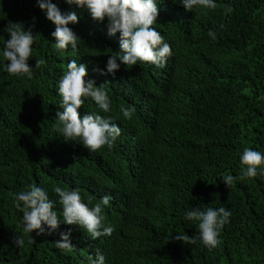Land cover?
Masks as SVG:
<instances>
[{
	"label": "trees",
	"instance_id": "1",
	"mask_svg": "<svg viewBox=\"0 0 264 264\" xmlns=\"http://www.w3.org/2000/svg\"><path fill=\"white\" fill-rule=\"evenodd\" d=\"M52 2L77 13L79 22L69 25L78 34L76 49L56 48L55 25L37 0H0V264H93L97 249L105 264H264V163L230 189L222 181L242 175L245 148L264 155V0H215L214 10L192 11L181 0H156L153 27L172 55L163 67L121 63L115 75L106 65L119 54L120 34H108L107 18L94 20L86 7L66 0ZM10 22L34 32L30 77L6 71ZM36 59L46 64L36 68ZM73 59L86 65L85 79L108 92V113L91 97L78 111L81 119L97 113L121 128L111 148L91 152L57 131L58 82ZM121 105L135 110L130 120ZM32 184L46 191L61 220L55 186L79 190L90 208L112 196L102 215L114 231L92 239L62 222L51 235L24 233L15 196ZM196 206L231 212L216 248L200 239L170 240L179 232L198 235V222L185 218ZM68 229L70 252L55 244ZM15 235L24 238L23 247L13 244Z\"/></svg>",
	"mask_w": 264,
	"mask_h": 264
},
{
	"label": "clouds",
	"instance_id": "2",
	"mask_svg": "<svg viewBox=\"0 0 264 264\" xmlns=\"http://www.w3.org/2000/svg\"><path fill=\"white\" fill-rule=\"evenodd\" d=\"M37 3L39 8L45 11L46 18L55 25L51 35L55 38L56 48L66 49L71 45L72 49H76L78 34L69 25L79 22L77 13L63 12L52 0H37ZM66 3L81 8L86 7L94 20L103 22L107 18L108 34L110 36L120 34L119 54L109 56L107 73L115 75L121 63L133 66L138 61L163 67L172 55L170 44L166 43L161 33L153 27L159 16L156 0H66ZM180 3L187 11H192L196 6L213 10L217 8L215 0H181ZM225 11L230 13L232 8L228 7ZM33 20L35 21V18ZM32 27H35L34 23ZM7 32L10 33V39L7 40L3 51V57L9 61L6 71L12 75L28 74L30 77L32 66L28 61L32 56L35 39L32 28L25 30L21 23L10 22ZM209 36L216 39V33L212 30H209ZM45 64V60L36 59L35 67L40 68ZM87 75L86 65H78L75 59L68 63L67 70L58 82L63 111L57 113L56 128L65 141L82 142L87 149L95 152L105 145L111 148L115 139L121 134V128L112 122L110 117L104 118L97 113L86 114L81 119L78 110L84 105V97L93 98L104 113L110 111V98L103 84L97 86L94 80L85 79ZM120 111L124 118L130 120L135 110L121 105ZM241 163L247 166L241 176L237 178L226 175L222 180L229 189L236 179L255 177L257 167L264 163V155L252 148H245L241 155ZM53 190L60 198L62 220L57 211L53 210L54 202L49 199L46 191L36 184L16 194V207L23 213L24 233L38 230L37 235H44L46 231L51 235L60 228L62 222L80 226L92 239L111 235L114 231L111 226L104 227L102 215L103 206L114 199L112 196H103L94 207L90 208L88 204L91 200L88 203L83 202L79 190H67L60 186H55ZM230 216L231 212L224 207L218 209L209 207L206 211L201 210L199 206L191 207L186 211L185 218L198 222L196 225L198 235L189 236L179 232V235L171 236L170 240L183 241L187 245L195 244L197 239H200L209 249L216 248L220 243V230L228 223ZM45 224L48 226L47 230L43 227ZM71 234V229L60 232V239L55 241L56 247L70 252L73 248ZM12 239L17 247H23L25 244L22 236L15 235ZM31 242L30 240L29 243ZM95 255L96 260L93 264H105V257L99 249L96 250ZM89 259H92L91 256Z\"/></svg>",
	"mask_w": 264,
	"mask_h": 264
}]
</instances>
